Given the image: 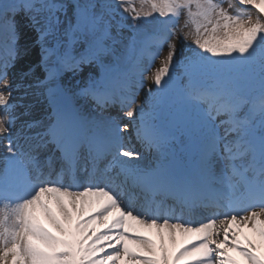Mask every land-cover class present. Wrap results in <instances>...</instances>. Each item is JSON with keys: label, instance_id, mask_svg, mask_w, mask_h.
<instances>
[{"label": "snow or ice", "instance_id": "1", "mask_svg": "<svg viewBox=\"0 0 264 264\" xmlns=\"http://www.w3.org/2000/svg\"><path fill=\"white\" fill-rule=\"evenodd\" d=\"M136 3L0 0V264H264V0Z\"/></svg>", "mask_w": 264, "mask_h": 264}, {"label": "bare ground", "instance_id": "2", "mask_svg": "<svg viewBox=\"0 0 264 264\" xmlns=\"http://www.w3.org/2000/svg\"><path fill=\"white\" fill-rule=\"evenodd\" d=\"M18 79H19V77L15 73V70H12V71L9 72L8 80H9L10 83L17 81ZM14 95L16 97L14 103H17L18 105H21V106L30 103L29 98L25 97L22 91H17V92L14 93ZM145 95H146V92L145 91H141L139 97L145 98ZM20 111H22V108H18L17 109V112H20ZM39 114L40 113H39V110L38 109L33 111V115H39ZM22 120H23V117H22ZM22 120L17 123V128L20 127V124L22 123ZM51 207L53 208V211H57L56 205H55L54 202H52ZM39 215H40L41 221L45 224V226L48 227L50 231L55 232L56 229L54 228V226H52L48 222L47 218L44 217L43 213L41 212ZM145 234L146 235H150L152 237V239H154L157 242V244L159 245L160 237H159L158 234H156L155 232H146ZM241 240L243 241V244L244 245H247L248 242L251 241L253 244H255L257 246V249H258L259 252L262 249L260 242L258 240H256V239L252 238L247 230H245L244 231V234L241 235ZM183 243H184V240L183 239H178L176 241L175 245H172L169 242V245L168 246H169L170 251L174 254L175 251L178 250L182 246ZM130 247L132 248L133 251L136 250L134 246L130 245ZM228 254H229V252H228ZM230 256L232 258H234L236 261H238V264H241V262L243 260V257L239 254V252L234 251V250H231ZM121 264H134V262H131V261H122Z\"/></svg>", "mask_w": 264, "mask_h": 264}, {"label": "rangeland", "instance_id": "3", "mask_svg": "<svg viewBox=\"0 0 264 264\" xmlns=\"http://www.w3.org/2000/svg\"><path fill=\"white\" fill-rule=\"evenodd\" d=\"M136 6H139V0H137V3H136ZM181 25L183 24V20H181ZM176 42V44H177V47L178 48H181L182 50H184V51H186L187 50V46H186V44H181V42L179 41V40H176L175 41ZM165 55H167V47H165L164 49H163V51H162V53H161V57L162 56H165ZM155 64H156V66H159V64H160V60L159 59H157L156 61H155ZM154 70V69H153ZM185 84L187 83V80L185 79ZM151 86V84H150V82H148V84L146 85V87H150ZM141 93V92H140ZM143 100H144V98L142 97H139L138 98V100H137V103H142L143 102ZM199 132H198V130L196 129V128H189V129H185V130H180V131H178L177 133H176V136H177V140L179 141V143H178V148H183V149H185V150H187V154H192L193 156L195 155V151H194V149H195V144H196V142H197V140H198V136H197V134H198ZM45 217V216H44ZM249 234H250V236L252 237V238H254V239H256V240H258L259 242H260V244H261V250H260V252L261 253H264V245H262V243H261V241H260V238H259V236L257 235V234H255V233H250L249 232ZM230 254H231V249L229 250V256H230ZM241 264H247V261H246V259L245 258H243V260H242V262H241Z\"/></svg>", "mask_w": 264, "mask_h": 264}]
</instances>
